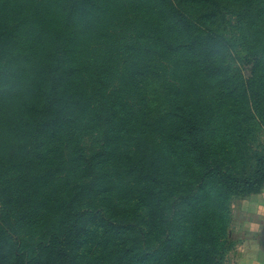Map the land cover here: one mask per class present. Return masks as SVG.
Wrapping results in <instances>:
<instances>
[{
	"label": "trees",
	"instance_id": "trees-1",
	"mask_svg": "<svg viewBox=\"0 0 264 264\" xmlns=\"http://www.w3.org/2000/svg\"><path fill=\"white\" fill-rule=\"evenodd\" d=\"M237 40L264 66V0H0V264H227L231 202L264 186V156L235 173L205 141L231 85L254 99Z\"/></svg>",
	"mask_w": 264,
	"mask_h": 264
},
{
	"label": "rangeland",
	"instance_id": "rangeland-1",
	"mask_svg": "<svg viewBox=\"0 0 264 264\" xmlns=\"http://www.w3.org/2000/svg\"><path fill=\"white\" fill-rule=\"evenodd\" d=\"M232 2L237 5L236 1ZM228 18H230L229 15ZM234 20L235 18L233 17V21ZM236 36H238V34ZM262 41L264 43V40ZM243 45L245 47H242ZM247 45L248 43L245 40H237L235 47L232 49L231 59L229 56H227V58L231 63L230 66L233 71L236 69L237 64L241 66L240 73L245 80L250 81L247 89L250 92V96H254V99L251 101L248 100V96L244 93L246 85L237 87L236 85H231L234 88H238L240 92L215 104V109L222 108V110H229V112L226 115H222L221 120L218 121L219 125H226L222 131L215 130L210 136H208L209 138L205 140L213 151V157L211 158L223 160L227 168L235 173L241 172L247 162H253L254 158L261 155L264 156V66H260L257 71H253V68L256 65V59L255 57L248 56L249 51L247 50ZM259 45L262 46L260 43ZM263 48L264 46H262L261 53L260 51H258V53L260 56L262 54L264 60ZM247 103L253 107L252 115L249 116L246 112L239 116L232 113L234 108H240L244 104L246 106ZM239 122L243 124V127L240 130H232V126H236ZM46 137V135H43L44 149L51 144L50 140ZM94 145L95 143L92 138H87L85 140L84 148L87 155H90L96 150ZM56 155L61 156L63 163H60L55 169L60 170L59 166L61 165L62 170H64V168L67 167L64 165V162H66V160H71V152L67 151L63 156L60 154H55L54 156ZM51 170H53V168ZM75 173L77 174V172H74V174ZM233 200H235V198ZM233 200L231 202V219L233 221L234 216V221H237L236 211L239 209V202H234L236 208H233V214ZM9 220H11L10 224L13 228V231H10L9 234L13 236L8 240V243L4 248L9 256H14L23 244H29L32 246L36 243L39 238L41 226L44 225V215L43 211L39 210L31 220L26 222L15 220V218H9ZM96 222L97 221H94V219H91L88 222V226H93ZM151 234L152 240L150 238V242L155 240L153 233ZM229 240L233 245L235 236L233 237L229 233ZM70 246H75V241H73ZM90 255L92 254H89V256Z\"/></svg>",
	"mask_w": 264,
	"mask_h": 264
},
{
	"label": "crops",
	"instance_id": "crops-1",
	"mask_svg": "<svg viewBox=\"0 0 264 264\" xmlns=\"http://www.w3.org/2000/svg\"><path fill=\"white\" fill-rule=\"evenodd\" d=\"M234 202H239V209L237 221L233 216L229 233L235 240L226 263L264 264V186L259 193L233 200V214Z\"/></svg>",
	"mask_w": 264,
	"mask_h": 264
}]
</instances>
